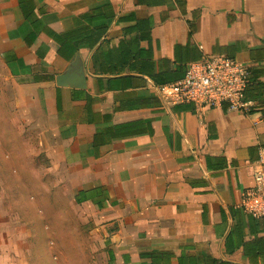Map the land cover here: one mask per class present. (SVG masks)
I'll list each match as a JSON object with an SVG mask.
<instances>
[{
    "label": "crops",
    "instance_id": "1",
    "mask_svg": "<svg viewBox=\"0 0 264 264\" xmlns=\"http://www.w3.org/2000/svg\"><path fill=\"white\" fill-rule=\"evenodd\" d=\"M203 55L246 66L249 112L160 100ZM0 79V151L24 171L0 152V264L36 249L30 180L87 213L108 264H264V218L241 207L264 147V0H0Z\"/></svg>",
    "mask_w": 264,
    "mask_h": 264
},
{
    "label": "rangeland",
    "instance_id": "2",
    "mask_svg": "<svg viewBox=\"0 0 264 264\" xmlns=\"http://www.w3.org/2000/svg\"><path fill=\"white\" fill-rule=\"evenodd\" d=\"M0 81L1 115L4 110L13 108V105L5 99V80L0 79ZM3 120L6 118L0 117V122ZM21 137L16 130L13 136L4 135V141L17 143ZM20 151H9V149L3 148L0 152L2 154L10 153L9 157L11 155L17 164L22 157ZM14 168L24 173L23 167L19 164ZM35 173L38 175L37 171ZM17 182L8 184L16 189V215L22 218L24 215L18 210L20 209L21 198L17 192L18 187L15 185L19 184ZM29 183L32 189L25 192V196L29 193L27 196H29L28 200L31 202L32 211L26 221L28 223L30 221L31 224V238H34L35 233L38 234L35 243V245L37 244L36 249L33 247L31 249L32 260L30 264H108V256L101 242V235L100 237L96 235L97 238L94 237L95 234L92 231L91 221L87 213L65 198H58L57 201L61 206L56 207L51 192L48 191L44 197L42 192L39 194L37 189L33 187L36 185L34 180H30ZM27 196L26 198H28Z\"/></svg>",
    "mask_w": 264,
    "mask_h": 264
},
{
    "label": "built area",
    "instance_id": "3",
    "mask_svg": "<svg viewBox=\"0 0 264 264\" xmlns=\"http://www.w3.org/2000/svg\"><path fill=\"white\" fill-rule=\"evenodd\" d=\"M248 76V69L241 62L203 55L186 65L179 80L156 86L155 90L164 103L187 102L196 109L224 106L247 113L251 106L244 97ZM241 207L253 217L264 218V147L258 150L252 184L244 191Z\"/></svg>",
    "mask_w": 264,
    "mask_h": 264
},
{
    "label": "water",
    "instance_id": "4",
    "mask_svg": "<svg viewBox=\"0 0 264 264\" xmlns=\"http://www.w3.org/2000/svg\"><path fill=\"white\" fill-rule=\"evenodd\" d=\"M74 64H72V66H74ZM68 72H71V71L69 70V71H67V73ZM72 72H74V73L77 74L78 80H80V82H83L84 81V71H83V68L78 67L77 69H75V71H72ZM64 76H66V74L60 75L59 79H62V77H64ZM78 84H79V85H77L78 87L82 86V85H80L81 83H78Z\"/></svg>",
    "mask_w": 264,
    "mask_h": 264
},
{
    "label": "trees",
    "instance_id": "5",
    "mask_svg": "<svg viewBox=\"0 0 264 264\" xmlns=\"http://www.w3.org/2000/svg\"><path fill=\"white\" fill-rule=\"evenodd\" d=\"M248 80H249V77H248ZM247 86V85H246ZM246 89V88H245ZM244 97H245V91H244ZM246 98V97H245Z\"/></svg>",
    "mask_w": 264,
    "mask_h": 264
}]
</instances>
